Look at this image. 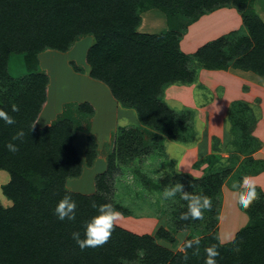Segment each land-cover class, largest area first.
Here are the masks:
<instances>
[{
	"label": "trees",
	"instance_id": "1",
	"mask_svg": "<svg viewBox=\"0 0 264 264\" xmlns=\"http://www.w3.org/2000/svg\"><path fill=\"white\" fill-rule=\"evenodd\" d=\"M254 3L255 0H0V108L16 121L7 125L0 119V169L11 175L4 192L14 204L10 209L0 204V264H207V251L216 247L221 257L217 264H264L263 194L249 208L242 209L250 220L234 238L240 247L238 253L233 251L232 243L221 247L218 237L212 234L207 240H199V245H186L185 253L175 254L159 245L152 235H136L116 224L106 244L81 250L72 233L79 231L84 238L86 224L99 214L93 204L111 202L102 194L87 196L66 189L67 179L80 177L83 170L74 144V122L65 118L45 128L35 126L47 101L49 83L41 71L39 55L47 49L68 52L79 38L91 37L93 44L86 56L91 78L107 85L122 107L135 110L143 126L183 139L184 116L178 118L162 99L167 87L196 84L201 69H239L264 79V21L256 14ZM230 5L240 12L247 35L234 42L228 40L237 32L219 37L193 56L181 51V40L190 24ZM150 10L166 15L167 32H139L142 14ZM182 16L191 19L184 32ZM17 56L22 57L26 73L14 77L9 63ZM13 104L19 106V112L12 111ZM93 113L90 104L79 107L81 117ZM258 119L249 104H231L228 120L242 127V149L249 153L246 152V171L242 172L246 176L264 170V162L251 157L262 145L251 135ZM20 130L25 136L22 141H14L19 151L11 153L6 144ZM87 147L86 161L90 166L95 158L94 140L89 138ZM170 180L172 186L181 183L189 195L209 197L210 211L223 182L218 174L197 181L178 173ZM98 187L106 188L103 180ZM66 194L77 202L74 221H60L54 214ZM182 203L184 207L173 210L172 229L183 230L194 222L204 224L205 220L207 224L211 216L206 209L199 220L181 219L188 210V201L183 199ZM170 231L161 228L156 237L174 243Z\"/></svg>",
	"mask_w": 264,
	"mask_h": 264
},
{
	"label": "rangeland",
	"instance_id": "2",
	"mask_svg": "<svg viewBox=\"0 0 264 264\" xmlns=\"http://www.w3.org/2000/svg\"><path fill=\"white\" fill-rule=\"evenodd\" d=\"M253 8L260 18L264 17V0H255ZM221 9H232L240 14L231 5L217 8L211 13L221 12ZM181 20L185 23L182 30L184 32L191 19L182 16ZM236 36L228 41L234 42L238 38ZM92 44L91 37H81L68 52L47 49L38 57L41 71L48 76L49 83L47 101L35 126L45 128L65 118L71 119L75 124L74 144L83 170L80 177L67 179L66 189L87 196L94 194L106 196L122 213L116 222L118 227L140 236L152 235L159 245L175 254L185 253L187 242L191 239L207 240L212 234L216 235L219 241L224 240V244H228L229 238L234 240L236 234L244 229L250 220L239 205V198L244 191L240 186L246 177H249L242 174L246 171L245 164L249 158L247 150L242 149L245 140L239 133L242 127L233 126L228 120V115L213 119V116L210 117L204 109L202 110L206 104L199 103L192 107L182 104L174 107L165 99L167 88L163 91L162 99L175 111L178 118L183 116L185 118L186 129L181 135L183 139L164 136L153 128L143 126L136 111L122 107L118 101L114 112L107 111L110 103L106 92L100 91L97 94L99 101L90 98L92 92H97V87L93 85L97 80L91 78V68L86 61L87 52ZM9 72L14 77L26 73L22 57L11 58ZM100 84L113 97L108 86L102 82ZM83 104L92 106L94 109L92 116L81 117L79 107ZM250 106L259 118L253 128L255 130L264 105L258 102ZM209 128L213 130L209 131ZM231 130H235L234 134ZM251 135L262 143L257 151L259 152L263 148V142L253 133ZM89 138L96 143L95 158L90 166L86 161ZM253 144L257 143L254 141ZM257 152L251 157L255 159L254 155ZM260 161L264 162V159ZM178 173L197 181L216 174L221 176L223 182L213 210L204 211L211 216V218L208 216L206 225L205 220L204 224L194 222L191 227H185L183 230H176L175 227V230L172 229L175 223L173 210L177 206H185L182 203L183 194L177 193L176 197L166 199L164 190L172 187L170 179ZM11 180L10 173L0 169V204L6 209L14 205L4 192ZM102 180L106 188L99 190L98 185ZM166 182L169 184H165ZM255 186L258 192L256 202L262 194L264 195V189ZM161 228L171 230L174 243L156 237L157 231ZM140 256L142 258L143 254Z\"/></svg>",
	"mask_w": 264,
	"mask_h": 264
},
{
	"label": "crops",
	"instance_id": "3",
	"mask_svg": "<svg viewBox=\"0 0 264 264\" xmlns=\"http://www.w3.org/2000/svg\"><path fill=\"white\" fill-rule=\"evenodd\" d=\"M162 13L159 10H150L143 13L139 32L144 34H163L167 32L169 29L167 17ZM261 19L264 21V17H261ZM242 29L244 30L242 31ZM234 32L242 33L238 35V38L247 35L241 15L232 9H221V12L205 15L201 17L198 23L189 26L181 40V51L188 56H193L205 44ZM93 85L97 87V92H92L90 98L94 101L98 100L97 94L100 91L106 92L110 103L107 111L114 112L117 100L108 94V90L103 88L100 82L96 81V84ZM165 94L167 102L174 107L182 104L190 107L199 103L206 104L202 110L204 109L210 117L213 116V119L221 118L222 115L224 117L228 115L229 107L234 102H245L249 105L258 104L259 102V104L263 103L264 105V79L253 72L239 69H229L228 71L201 69L196 84L189 86L172 85L167 87ZM100 104L102 105V102ZM208 130L212 131L213 129L209 128ZM253 135L263 142V148L254 157L256 160L264 159V106ZM246 179L264 189V172L251 175Z\"/></svg>",
	"mask_w": 264,
	"mask_h": 264
},
{
	"label": "clouds",
	"instance_id": "4",
	"mask_svg": "<svg viewBox=\"0 0 264 264\" xmlns=\"http://www.w3.org/2000/svg\"><path fill=\"white\" fill-rule=\"evenodd\" d=\"M20 108L18 105H12L13 112H19ZM0 119H2L7 125H13L16 123L15 119L10 116L4 109L0 108ZM25 136L23 130L18 131L12 137V141L6 144V148L11 153H16L19 151V145L14 143V141H22ZM243 194L239 198V205L242 209L249 208L252 203L258 198V192L254 183L245 179L242 186ZM237 188V191L240 190ZM177 193H182V199L188 201V210L181 214V219L188 220L200 219L202 218L203 211L205 209H210L212 206V201L207 196L201 195H189L184 192L183 185L177 183L176 185L165 188L164 196L166 199L176 197ZM94 208H97L98 215L92 217V219L86 224L84 230V238H81V233L75 231L72 233V238L76 241L81 250L86 248H96L103 246L110 239L116 222L121 218L122 213L113 206L111 203H104L100 205L93 204ZM76 209L77 202L70 196L65 195L56 205L54 209V214L60 221L69 220L74 221L76 219ZM228 243L233 244V251L238 253L240 251L239 244L234 240L229 238ZM193 243L199 245V239H194V241H188L187 247L191 248ZM222 247L225 243L224 240L218 241ZM220 249L218 247L211 248L207 251V264H217V261L221 259L219 255Z\"/></svg>",
	"mask_w": 264,
	"mask_h": 264
}]
</instances>
